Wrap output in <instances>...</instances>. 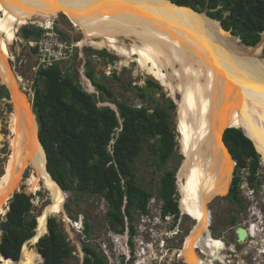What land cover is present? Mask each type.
Masks as SVG:
<instances>
[{
  "label": "bare ground",
  "instance_id": "6f19581e",
  "mask_svg": "<svg viewBox=\"0 0 264 264\" xmlns=\"http://www.w3.org/2000/svg\"><path fill=\"white\" fill-rule=\"evenodd\" d=\"M8 2L5 5L4 0H0V78L11 91L13 108L0 118L8 151L5 172L0 178V214L24 181L34 192L45 189L51 203L37 219L36 234L31 239L36 243L47 232L49 216L62 214L67 192L62 191L47 171L38 119L31 97L22 90L23 81L9 62V45L21 26L37 22L51 26V19L60 13L35 0ZM123 2L158 5L151 9L156 12L154 18L144 11L129 15L122 8L102 11L92 6L86 10L83 6L77 16L71 13L67 16L83 34L79 45L107 48L121 57L122 66L136 62L138 72L160 82L176 100L179 143L184 155L179 174L181 207L184 213L199 220L191 231L196 229L194 234L182 244V257L187 264H203V257L195 253L199 246L202 252L211 250L223 259L219 250L224 243L211 238L206 240L209 235L205 234L208 229L206 208L215 197L225 195L231 184L235 163L228 158L222 139L227 127L244 130L264 161V62L260 60L264 37L257 46L243 48L239 38L221 33L217 22L188 9L162 10L167 6L158 0ZM126 39L132 40L130 44ZM27 253L28 250L21 254L20 264H31Z\"/></svg>",
  "mask_w": 264,
  "mask_h": 264
},
{
  "label": "trees",
  "instance_id": "16d2710c",
  "mask_svg": "<svg viewBox=\"0 0 264 264\" xmlns=\"http://www.w3.org/2000/svg\"><path fill=\"white\" fill-rule=\"evenodd\" d=\"M174 1L199 11L206 10L247 46H255L261 40L264 0ZM22 30L26 39L31 36L36 39L43 31L40 27L25 25ZM88 76L99 94L85 90L69 71H62L58 64L37 71L33 105L50 174L65 191L102 196L109 206V225L116 232H123L126 220L135 219L137 213L147 212L149 201L154 196L150 189L139 183L131 163L141 156L144 142L155 139V164L164 169L157 195L163 201V214L174 215L176 223L180 216L176 174L166 169L177 146V133L169 106L156 99L153 107L145 104L137 107L119 101L106 84L96 80L95 72L89 71ZM148 84L160 88V84L153 81H148ZM140 90L141 98H146L144 87ZM106 98L115 100L118 110L110 105H99V101ZM223 140L237 162V169L249 170V180L253 181L260 168L261 155L252 139L241 129L229 127L223 134ZM240 181V176L234 179L230 193L233 200H236V187ZM17 190L5 204L3 213L6 215L0 221V251L16 261L0 252V264L20 263L25 243L36 234L38 220L33 214V195ZM30 191L33 192L31 188ZM90 228L91 225L86 222L85 232L88 235ZM47 229L48 232L38 240L42 255L31 249L27 253L28 262L34 264V257H44L41 264H65L74 249L57 217L48 218ZM83 248V264L106 263L104 256L92 244L85 243Z\"/></svg>",
  "mask_w": 264,
  "mask_h": 264
},
{
  "label": "rangeland",
  "instance_id": "374dc122",
  "mask_svg": "<svg viewBox=\"0 0 264 264\" xmlns=\"http://www.w3.org/2000/svg\"><path fill=\"white\" fill-rule=\"evenodd\" d=\"M51 21L52 26L56 30L60 31V33L63 35V39L67 41L68 45L72 47V52L69 59L63 60L58 65L62 71H69L73 75L75 80L79 84H81L85 90L99 94V91L93 85L92 80L88 76V72L93 71L96 74V80L106 84V86L116 94V98L119 101H125L135 106H142L145 104L151 105V107H153V101L154 99H156L160 100L163 105L169 106L173 127L177 133V146L175 154L166 164V169L175 171L178 194L177 199L181 207L182 195L179 189V174L184 163V155L181 152V145L179 143V132L177 128L178 106L176 100L170 96L167 89H165V87L160 82H157L158 84H160V88L151 87L148 84V75L146 73L138 72V70L136 69V62H132L131 66H122L120 65L121 57L107 48L98 49L89 45H79V42L83 38V34L80 30L77 29V27L72 24L67 15H59L58 17L51 19ZM44 25H46L44 22H37L35 24L31 23L25 26L40 27L44 30V27H46ZM23 27L24 25L20 27L17 32V37L15 38L13 43L9 45V62L12 69L20 76L21 80L23 81L22 90H24L33 101L34 81L37 75L34 67L37 62L36 49H34L35 47L33 48L31 46V43L35 40V37L31 36L29 39H26L23 36ZM126 43L130 44L129 41H126ZM102 50H105L106 52L99 53V51ZM260 60L264 62V51L260 56ZM1 84L3 85L1 86V89L3 91L0 92V118H4L8 112H11L13 103L11 101L10 89L4 83H2V81ZM142 87H144V93L147 94V97L144 99L140 96V93L142 92L140 88ZM170 102H172V104ZM99 105H110L114 109L118 110L117 102L113 99H101L99 101ZM4 133L5 130L0 125V135H3ZM0 139H2V137H0ZM155 152V139L147 140L144 142V149L141 156L131 164L137 174L139 183L144 187L150 189L154 193L153 199H155V201H159L157 197V189L160 177L164 173V169H160L156 166ZM7 153V143L2 139L0 140V178L4 173L3 170L7 162ZM260 161H263L262 157H260ZM235 167L236 166H234L232 171V178L236 171ZM261 169L264 170V164L263 167L261 166ZM29 174L30 172L27 171L26 176H28ZM232 178L230 183H232ZM23 184L25 185H23L17 191H24L29 195H33V214L36 215L38 219L45 207L51 203V197L45 189H38L34 192L27 181H24ZM27 185L33 190V192L30 191V188ZM38 192H40L41 194H38ZM226 195L227 193L223 196L215 197L212 201H210L208 205L209 209H213V228H217L219 229V231L222 228L228 229V227L231 225L229 219L230 217H232L233 211H238L237 206L229 201L226 198ZM66 198L67 199L64 203V210L61 214L62 217L57 218L61 224L63 232L71 242L74 251L72 257L69 258L65 264H83V260L85 258V251L83 247L85 243H90L101 251L103 249L113 251V239L115 238L116 233L111 229L107 218V211L109 209L107 201L100 195L71 191H67ZM182 213L183 210L181 207L180 217L177 219L176 227L175 217L173 216L169 220L168 227L174 229V231L177 232L179 230L178 233L171 234L174 237L169 239V243L171 245L182 246L183 249L184 245H181L180 243H186L185 241H187V238L194 234L196 229L192 233L191 231L196 224V220H194L186 213H184L183 215ZM5 215L6 213L0 214V221L5 217ZM81 217L83 218L85 228L86 222H89V224L91 225L89 235L86 234L85 231L84 234H78L72 225V222L79 220V218ZM238 226L239 224H236L233 227L236 228ZM25 244L26 246L24 247V253H26L27 250L29 252L31 249H34L41 254L38 247V241L36 243H33L31 240H29ZM105 244L107 245L106 247ZM33 259L36 260V264H40L43 260L37 259L35 257ZM186 262L187 261L183 259L180 260V263L179 261H176L174 262V264H187Z\"/></svg>",
  "mask_w": 264,
  "mask_h": 264
},
{
  "label": "built area",
  "instance_id": "2783aa9c",
  "mask_svg": "<svg viewBox=\"0 0 264 264\" xmlns=\"http://www.w3.org/2000/svg\"><path fill=\"white\" fill-rule=\"evenodd\" d=\"M31 46L36 49L37 63L34 67L36 72L40 69H49L63 60L69 59L72 52V47L63 39L60 31L52 25L44 27L41 35L32 41ZM137 107L141 106L137 105ZM263 164L264 161H260V168L253 181L249 180V170L246 168L240 170V184L244 190L245 198L251 203L252 212L259 214V217L262 215L261 210L264 211V170L261 169ZM153 197L149 201L147 212L137 213L133 220L127 219L126 229L123 232L114 230L116 236L113 239V251L107 249L101 251L95 247L104 256L105 264H174V262L179 261L180 263V260L184 259L181 252L182 246L169 243V239L174 237L171 234L177 233L168 227L169 220L173 215H164L162 212L163 201L158 195L159 201H155ZM251 223L247 229L257 236L260 233L261 225H258L257 221ZM72 225L78 234H84L85 227L82 217L72 222ZM240 226L247 227L244 223ZM132 228L134 233H132ZM210 238L212 237L209 234L206 240ZM250 239L245 246H250V242L254 241H249Z\"/></svg>",
  "mask_w": 264,
  "mask_h": 264
},
{
  "label": "flooded vegetation",
  "instance_id": "af4514ba",
  "mask_svg": "<svg viewBox=\"0 0 264 264\" xmlns=\"http://www.w3.org/2000/svg\"><path fill=\"white\" fill-rule=\"evenodd\" d=\"M237 176H240V171L236 167L235 174L232 178L231 186L230 188H228V191L226 192L227 193L226 198L237 206L238 211H233V215L229 219L231 225L228 227V229L222 228L219 231V229L213 228V221H214L213 209L212 210L209 209L208 205L210 202L207 203L206 211H207L209 225H207L208 229L206 230L205 234L206 233L210 234L214 240H221L224 243V247L219 250V253L223 258L221 259L216 254H214L215 253L214 251L207 250L206 252L205 251L202 252L203 250L200 249L199 246H197L195 252L199 253L200 256L203 257V262H204L203 264H211V263L212 264H264V253H263L264 252L263 250L264 249V211L261 210L262 215L260 217L259 214L252 212L251 203L248 202L245 198L246 196L244 190L240 184L241 181L239 182V184H237L236 187L237 190L236 200L232 199V197L230 196L231 188L233 187L234 179ZM194 220H196V224L194 225L193 229L199 223L198 219H194ZM253 221H257L258 225H261L260 227H263L259 229L260 235L258 234L257 236H254L252 231L247 229L249 228L248 226H251L252 224L251 222ZM243 223L245 226H247L244 227L247 230V237H246L247 239L240 242L238 241V236L236 232L239 226L236 228H234L233 226L236 224L241 225ZM176 224L177 223H175V227ZM248 239H250L249 241L251 240L255 241V242L253 241L250 242V244L253 246L251 245L245 246ZM200 241L203 243L204 240L200 239ZM180 244L182 245V242Z\"/></svg>",
  "mask_w": 264,
  "mask_h": 264
},
{
  "label": "water",
  "instance_id": "95a60500",
  "mask_svg": "<svg viewBox=\"0 0 264 264\" xmlns=\"http://www.w3.org/2000/svg\"><path fill=\"white\" fill-rule=\"evenodd\" d=\"M9 0H4V4L5 5H7V3H9L8 2ZM35 1H39V3H42V4H44V5H46V6H50L51 8H53V9H55L58 13H60V15H64V16H66V15H68L69 13H71L72 15H74V16H77V15H79V14H81V9L80 8H84L83 6H85V10L87 9V7L88 6H92V7H94V8H100V9H102V11H111V9L112 10H119L120 8H122L123 10H124V12L125 13H127V14H129V15H136V12H137V15L139 14V12L140 11H144V13H149V15H150V17L151 18H154V15H155V11H153V10H151V9H154L153 7H155V6H157L158 5V3H156V4H150L149 2H147V3H143V2H140L141 3V5H138V4H135V3H132V4H126V3H124L123 1L124 0H92L90 3H84L85 1L84 0H35ZM119 1H121V4H120V2ZM131 1H133V0H131ZM159 2H161V4L165 7V6H167L166 8H162V10L163 9H168L169 11H171V12H175V11H177V10H179V9H188L189 11H191V12H193L194 14H197V15H202L204 18H206V19H209V20H211V21H214V22H217L218 23V26H217V28H218V30L221 32V33H223V32H225V33H227L228 34V36L230 37V38H239L238 36H235V35H233L230 31H228V30H226L224 27H223V25H222V22L221 21H219V20H217V19H215V18H212L210 15H209V13L206 11V10H204V11H199V10H197V9H195V8H193V7H190V6H186V5H182V4H180L179 2H177V1H174V0H158ZM156 8V7H155ZM62 13V14H61ZM40 14H42V13H40ZM38 17H42V15H37ZM38 17H36V19L35 20H37L38 19ZM68 17V16H67ZM133 17H135V16H133ZM71 21V20H70ZM227 36V37H228ZM263 37H264V32L262 33V35H261V40L263 39ZM124 39V38H123ZM127 41H129V42H131L132 40L131 39H126ZM239 40H240V43H241V45L240 46H242L243 48H250V47H254V46H247V45H245V44H243V42L241 41V39L239 38ZM261 40L259 41V43L261 42ZM258 43V44H259ZM257 44V45H258ZM257 45H255V46H257ZM148 81H153V82H155V83H157L158 81L157 80H155L154 78H152L151 76H149L148 77ZM159 83V82H158ZM1 91H3L2 89H1V81H0V92ZM32 103H33V101H32ZM33 109L35 110V108H34V105H33ZM37 116V115H36ZM39 122V121H38ZM39 128V127H38ZM227 128H229V127H227ZM226 128V129H227ZM236 128H238V127H236ZM225 129V130H226ZM225 130L223 131V134H224V132H225ZM243 132H244V130H242ZM223 134H222V139H223ZM244 134H245V132H244ZM246 135V134H245ZM3 135L1 134L0 135V137H2ZM247 136V135H246ZM2 139H3V137H2ZM2 139H0V140H2ZM39 141H40V144H41V146H42V148L44 149V151H45V155H46V161H47V153H46V149H45V147H44V145H43V143L41 142V140H40V137H39ZM223 142H224V140H223ZM254 143V142H253ZM224 144H225V142H224ZM254 145H255V143H254ZM225 146H226V154L228 155V158L231 160V161H233L234 163H235V166L237 165V162H236V160L233 158V156H232V154H231V152L229 151V149H228V147H227V145L225 144ZM255 148H256V146H255ZM256 150H257V148H256ZM47 166V165H46ZM236 168V167H235ZM228 170V169H227ZM47 171H48V173H49V175H50V177L52 178V180L61 188V186L59 185V183L52 177V175L50 174V172H49V170H48V168H47ZM4 172H5V170H4ZM229 188H230V185H229ZM62 189V188H61ZM62 191L64 192V193H66L67 191H65V190H63L62 189ZM18 192H21V191H18ZM14 195V194H13ZM10 201V200H9ZM9 207V206H8ZM10 208V207H9ZM54 216L55 217H62L61 216V214H59V213H56V214H54ZM37 229V228H36ZM111 229L114 231V227L111 225ZM47 232H48V229H47ZM46 232V233H47ZM236 232H237V236H238V241H244L245 239H246V237H247V230L244 228V227H242V226H240V227H238L237 228V230H236ZM43 236V235H42ZM31 240V239H30ZM23 249V248H22ZM1 252V251H0ZM2 253V252H1ZM3 254V253H2ZM42 255V254H41ZM3 256L4 257H6V258H10V257H7L6 255H4L3 254ZM10 259H12V260H14L15 261V259H13V258H10ZM43 259H44V257H43ZM42 263V262H41ZM40 263V264H41Z\"/></svg>",
  "mask_w": 264,
  "mask_h": 264
}]
</instances>
